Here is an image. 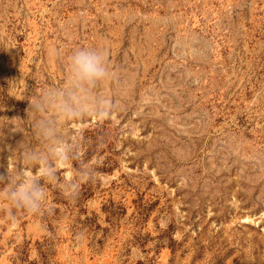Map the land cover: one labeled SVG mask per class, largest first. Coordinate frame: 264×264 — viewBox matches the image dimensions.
<instances>
[{"label": "rangeland", "instance_id": "374dc122", "mask_svg": "<svg viewBox=\"0 0 264 264\" xmlns=\"http://www.w3.org/2000/svg\"><path fill=\"white\" fill-rule=\"evenodd\" d=\"M80 47L108 106L61 121L41 214L0 203V264H264V0H0V173L37 175L29 100Z\"/></svg>", "mask_w": 264, "mask_h": 264}, {"label": "clouds", "instance_id": "9594fccd", "mask_svg": "<svg viewBox=\"0 0 264 264\" xmlns=\"http://www.w3.org/2000/svg\"><path fill=\"white\" fill-rule=\"evenodd\" d=\"M66 71L63 87L46 88L38 97L29 100L27 115L32 120L34 136L44 143L45 149L26 148L22 158L28 166L39 165L37 175L33 176L23 169L0 173V203L8 206L10 216L13 209L29 215L41 214L47 200L41 181L57 179V163L67 164L78 159L77 146L65 140L61 121L105 114L108 102L95 95V89L111 76L106 52L98 48H76L67 57ZM79 175L87 180L93 178L94 173L82 164ZM65 190L68 196L74 197L78 193V185L66 184ZM47 210L51 211V208Z\"/></svg>", "mask_w": 264, "mask_h": 264}]
</instances>
